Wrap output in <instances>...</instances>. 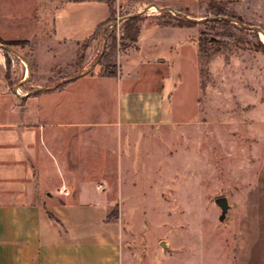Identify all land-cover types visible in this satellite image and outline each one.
I'll return each instance as SVG.
<instances>
[{
    "label": "crops",
    "instance_id": "1",
    "mask_svg": "<svg viewBox=\"0 0 264 264\" xmlns=\"http://www.w3.org/2000/svg\"><path fill=\"white\" fill-rule=\"evenodd\" d=\"M219 1L264 28V0ZM109 2L130 14L156 4L198 18L190 13L202 0H32L28 7L0 0V35L9 37L7 22L50 20L54 41L78 45L111 18ZM159 15L138 23L137 37L118 57L117 76L102 75L98 62L63 88L59 82L20 96L17 112L0 110V264H125L122 220L108 219L113 205L121 208L119 149L125 138L132 143L170 122L173 95L155 85L173 62L166 52L182 46L177 36L192 28L161 25ZM190 42L199 51L198 38ZM245 193L233 195L227 261L264 264V188Z\"/></svg>",
    "mask_w": 264,
    "mask_h": 264
},
{
    "label": "rangeland",
    "instance_id": "2",
    "mask_svg": "<svg viewBox=\"0 0 264 264\" xmlns=\"http://www.w3.org/2000/svg\"><path fill=\"white\" fill-rule=\"evenodd\" d=\"M128 12L116 7L112 23L117 24L106 31L107 45L116 44L117 65L120 53L133 43L129 35L135 23L120 21ZM156 14L161 12L152 6L140 16ZM169 14L161 21L174 15ZM190 15L214 16L206 2ZM3 26L9 37H0L20 40L10 46L28 62L0 48L6 61V67H0V110L7 105L17 112L20 96L87 70L105 42L102 29L89 47L82 42L58 43L51 38L50 20L24 18ZM199 28L215 40L210 59L190 42L198 38ZM233 31L242 42L224 36V28L212 23L200 22L177 36L182 46L166 52L173 62L168 75L155 85L166 87L167 97L173 95L170 122L157 133L142 131L132 143L125 138L119 149L121 208L113 205L110 212L118 211L124 226L125 264H228L233 195L264 188V48L256 45L264 43V34ZM99 65L102 69L101 61ZM219 197L229 202L226 212L217 203ZM162 240L168 242L167 250ZM213 255L219 256L218 262Z\"/></svg>",
    "mask_w": 264,
    "mask_h": 264
},
{
    "label": "trees",
    "instance_id": "3",
    "mask_svg": "<svg viewBox=\"0 0 264 264\" xmlns=\"http://www.w3.org/2000/svg\"><path fill=\"white\" fill-rule=\"evenodd\" d=\"M202 2H206L207 6L210 10H212L214 16L219 17L218 19L215 20H209L207 19L204 22V24H208V23H212L215 25H219L220 27L224 28V36H230L231 38H235L236 42H242L241 38L239 36L236 35V33L233 31V28H239L243 31L246 30H250L247 29L243 26H240L239 24L232 22L228 19H224V17H228V18H234V19H238V20H242V17L237 14L235 11L229 10L228 9V4L227 2L224 1H219V0H202ZM111 9H112V16L111 18L105 22L104 24L100 25L95 33L88 39L84 40L82 43H84V45L86 47H89L91 42L96 38V36L99 34V32L104 29V27L110 23H112V20L114 19V14L116 12V5L115 2H109ZM161 15L163 17L170 16L169 11H163L161 12ZM171 17V16H170ZM145 19V17H141V16H136V17H132V18H126V22H132L135 23L132 33L131 35H129V37L134 40L138 33H139V26L137 25L141 20ZM243 21V20H242ZM200 22H195V21H190L188 19H186L185 17L179 16L174 14L172 18H167L166 20H163L160 22L161 25H180V26H192V25H196L199 24ZM109 28H107V32H108ZM253 32L259 33L257 31L251 30ZM221 35V34H220ZM107 36V35H106ZM208 33L201 29L200 33H199V37H198V45H199V53H201L202 55H204L207 59H210L216 52V50H213L211 52H209V48L210 45L214 43V39L212 38H208ZM108 38V37H107ZM0 43L3 44H8V45H12V44H18L20 43V40H4L3 38L0 37ZM258 48H264V43L262 41H259L257 44ZM6 50V49H5ZM8 51V50H6ZM116 53H117V49H116V44H109L106 46V50L105 52L102 54L101 56V64H102V69H101V74L104 76H117L118 75V65H117V61H116ZM71 81L68 82H64L61 83L57 86V88H63L66 84H68ZM116 215L111 214V212L108 214V219L110 220H118V211L116 212Z\"/></svg>",
    "mask_w": 264,
    "mask_h": 264
},
{
    "label": "water",
    "instance_id": "4",
    "mask_svg": "<svg viewBox=\"0 0 264 264\" xmlns=\"http://www.w3.org/2000/svg\"><path fill=\"white\" fill-rule=\"evenodd\" d=\"M152 6H155L160 12H163V11H172L176 15L185 17L186 19H188L190 21H195V22H204L207 19H209V20H215V19H218L219 18L217 16L207 17V18H195V17H191V16H189L187 14H181L180 12H178L175 9H173L172 7H168V6L167 7H160V6L156 5V4H151V5L147 6L143 10V12H139V13H136V14H130L128 16H125L123 18H120V21L123 20V19H126V18H132V17L140 16L142 13L147 12ZM224 19H228V20H230L232 22H235V23L239 24L240 26H243V27H245L247 29L254 30V31H257L259 33H263L264 34V29L260 28L259 26L247 24V23L243 22L242 20H238V19H234V18L224 17ZM116 24H117V22H114V23H110V24H108V25H106L104 27V29H103V36H104L105 42H104V46H103V49H102V53L99 56V58L87 70H85L82 73H79V74H76L74 76H71V77L67 78L66 80H63L62 82H60V84L61 83H64V82H68V81L75 80V79L81 77L82 75L89 73L95 67V65L100 61L102 54L106 50L107 40H108V38L106 36V30H107L108 27L114 26ZM0 48H3V49H6L8 51L14 52V53L18 54L21 58H23V60H25L26 62H28V59L26 57L22 56L20 53H18L17 50H15L12 46H10L8 44L0 43ZM41 89H48V88L42 87L40 89H36L35 92H37V91H39ZM217 203L222 207L223 211L226 212L228 210V208H229V202H228V200H227L226 197H219L217 199ZM161 244H162V246L164 247L165 250H167L169 248V244H168V242L166 240H162L161 241Z\"/></svg>",
    "mask_w": 264,
    "mask_h": 264
},
{
    "label": "built area",
    "instance_id": "5",
    "mask_svg": "<svg viewBox=\"0 0 264 264\" xmlns=\"http://www.w3.org/2000/svg\"><path fill=\"white\" fill-rule=\"evenodd\" d=\"M98 187H101V185H99ZM61 191H64L65 193H69L66 185H63Z\"/></svg>",
    "mask_w": 264,
    "mask_h": 264
}]
</instances>
